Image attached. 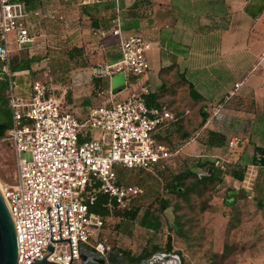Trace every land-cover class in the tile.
Masks as SVG:
<instances>
[{
    "label": "built area",
    "instance_id": "obj_1",
    "mask_svg": "<svg viewBox=\"0 0 264 264\" xmlns=\"http://www.w3.org/2000/svg\"><path fill=\"white\" fill-rule=\"evenodd\" d=\"M32 1L0 0V79L5 82L10 113L5 141L14 152L16 172L13 183L0 192L16 231L17 264L44 259L73 264L80 260L81 248L105 257L111 247L100 235L113 206L129 211L142 194L140 188L119 181L118 169L154 173L180 168L186 160L182 148L172 150L158 140L178 117L166 107L148 104L149 84L132 89V82L150 70L152 44L141 35L123 36L118 15L110 28L91 29L90 34L101 41L116 39L120 58L94 66L90 73L99 80L122 73L123 89L98 92L87 114L77 116L66 100L72 83L59 89L52 82L47 63L52 45L43 27L48 21L65 20L55 5L69 0H40L47 3V14L30 8ZM93 3L79 0L81 5ZM40 25L42 31L37 32ZM18 54L34 61L30 72H40L39 78L28 81L27 71L12 70V59ZM14 76L27 81L20 85ZM239 86L235 84V90ZM122 91L127 95L117 99ZM241 144L240 138H231L228 149ZM194 157L212 161L221 171L230 164L218 156ZM100 196L110 212L105 217L91 209Z\"/></svg>",
    "mask_w": 264,
    "mask_h": 264
},
{
    "label": "rangeland",
    "instance_id": "obj_2",
    "mask_svg": "<svg viewBox=\"0 0 264 264\" xmlns=\"http://www.w3.org/2000/svg\"><path fill=\"white\" fill-rule=\"evenodd\" d=\"M76 2V0L67 2L70 5L65 13L70 20L73 11L79 9L76 8ZM55 7L59 10L57 4ZM30 8L39 11V6L35 5L34 7V4H31ZM52 21L54 22L47 25L45 32L47 40L52 45L47 63L53 84L60 89L72 83V87L77 88L95 81L91 76L90 69L100 64H106L107 60L114 61L110 51L105 52L104 41L91 35V29L89 26L85 27L87 25L81 20L77 24L75 19L72 29L69 30L70 34L64 32L61 22ZM84 29L87 32L83 31ZM72 48H78L82 53L70 58L67 56V52ZM33 79V77L27 78L28 81ZM27 80L13 77V81L20 85H23ZM4 86L5 82L0 79V122L9 126L10 113L2 97ZM58 92L56 91V95ZM175 93L176 96L173 99H168L167 103H164L165 107L171 112L189 111L183 123V132L189 135L188 145L180 141L179 134L174 140L175 147L182 146L186 158L200 154L214 155L232 160L236 163L237 170H244L242 168L245 167L244 177L249 183L245 185L248 188L247 196L243 193L246 189L229 176L224 175L221 176L225 183L224 186L216 184L213 187H207L201 197H192L190 207H188L176 195L164 191L163 186L168 175L154 176L148 173L124 170L121 182L142 190V194L135 199L131 208L138 209L139 213L134 221L122 220L112 213L106 219L100 238L105 239L106 244L111 248L129 251L131 255L137 256L141 250H149L153 245L159 246L161 251H165L166 237L170 235L171 253L179 252L183 264H264V194L260 197V190L264 189V169L252 163L253 148L264 147V122L254 124L255 136L232 151H229L228 145H225L221 150H207L202 145L203 139L200 138L201 106L195 100L188 98L185 89L177 90ZM71 94V92L68 93V95ZM96 95L93 93L91 98L95 99ZM243 130V133L248 130L244 124ZM98 133L100 132L94 131V135ZM184 147H186L185 150ZM245 147H248L247 153ZM245 155L246 158H244ZM240 160L246 161V163L242 164ZM186 170H191L194 173L199 172L192 161H188L186 164L184 161L179 172ZM15 174L14 152L10 142L2 138L0 139V188L2 190L5 186L13 183ZM254 175L255 177H253ZM251 178L252 180H250ZM192 181L190 178L186 184H190ZM233 186L238 190H235ZM226 188L237 191L236 201L233 205L224 203ZM162 199L170 200V208L164 213L160 212V200ZM259 203L260 209L258 208ZM204 204L206 207H203ZM174 206L183 207V210L175 213L172 210ZM202 208H205L206 211L202 212ZM145 210H150L159 217L162 224L158 232H150L140 225L139 221ZM177 216H180L181 219L177 220ZM175 221H179V231L169 227ZM73 264H81V262L80 260L74 261Z\"/></svg>",
    "mask_w": 264,
    "mask_h": 264
},
{
    "label": "crops",
    "instance_id": "obj_3",
    "mask_svg": "<svg viewBox=\"0 0 264 264\" xmlns=\"http://www.w3.org/2000/svg\"><path fill=\"white\" fill-rule=\"evenodd\" d=\"M76 1L79 9L70 17H77L75 19L88 28L91 17L82 13L80 7L91 6L98 0H92L95 3L90 5ZM69 5L66 4L64 10L67 11ZM107 5L100 2L97 9L100 11ZM109 5L120 17L123 36L141 35L152 44L148 53L150 70L136 83L132 82V89L143 84L151 86V93L162 86L171 87L175 92L185 89L192 100L187 85L179 84L183 79L201 98L197 103L212 119L203 129L221 132L229 140L238 137L241 145L255 136L254 124L264 122V0H111ZM136 6L142 8L129 16L128 12ZM99 17L96 12L92 15L95 20ZM72 19H68V25L60 23L67 34L74 25L75 19ZM103 46L114 60H107V63L119 60L116 39L108 38ZM32 67L34 61L31 70ZM40 76V72L32 71L34 79ZM100 81L103 90L118 91L123 89L125 77L118 73ZM235 84H240L237 90ZM91 89L92 83H89L71 90L69 105L79 117L85 116L94 103ZM126 95L127 92L122 91L117 99ZM175 96L176 93L164 95L160 101L166 104ZM243 124L248 127L245 133ZM245 148L247 153L248 147ZM243 160L240 162L245 164ZM238 184L246 189V195L248 188L245 185L249 183L245 179V183Z\"/></svg>",
    "mask_w": 264,
    "mask_h": 264
},
{
    "label": "trees",
    "instance_id": "obj_4",
    "mask_svg": "<svg viewBox=\"0 0 264 264\" xmlns=\"http://www.w3.org/2000/svg\"><path fill=\"white\" fill-rule=\"evenodd\" d=\"M111 0H98L97 3L91 5V6H86V7H80L82 13L86 14L87 16L91 17L90 19V29H108L111 26V21L114 20L116 18V13L113 11V9L110 7L109 3ZM100 2H104L107 3L109 5V7L107 6H103L102 9L99 11L97 9V4H99ZM32 4H34L36 6H39V10L43 13V14H47L49 12V8L47 6V3L45 2H41L40 0H33ZM59 10H57V8L55 7V11L57 13H60L64 16L65 20L63 22H61L62 24H66L68 25V18L66 16L65 13V8L64 6L68 3H63V2H59L56 3ZM144 6V5H143ZM78 7V6H77ZM142 8V7H141ZM138 9V7L136 6V8H134L130 13L129 16H134V13L137 11H140V9ZM135 11V12H134ZM96 12L97 14H100V17L98 20L92 19V15L93 13ZM126 13V14H128ZM102 14V15H101ZM125 14V15H126ZM54 22V21H51ZM48 23L46 22L43 27H47ZM42 31V25H40L37 28V32H41ZM82 51L78 48H72L71 50H69L67 52V56L72 58L73 56H75L76 54H81ZM33 60L27 58L25 55L23 54H18V56H15L12 59V64L11 67H14L15 72H20V71H27L29 73V77H31V72H30V65L32 64ZM1 67V66H0ZM17 68H20L17 70ZM172 69V68H171ZM181 83H184L185 85H187L189 92H190V96H192V99L195 100L196 102L201 101V98L196 96L193 91H192V87L189 83H186L183 79H180L179 81ZM178 84V83H176ZM102 85H101V81L99 79H95V81L92 82V94L93 93H98V91H102ZM175 91L172 90L171 87H166V86H162V88H160L159 90H157L154 93H151L150 96L147 97L148 100V104L152 105V106H156V107H165L164 103L161 102L160 100L162 99V97L164 95H174ZM2 97L4 98L5 102H6V97H5V88L2 89ZM71 95H67L66 99H67V103L69 104V102L71 101ZM7 108V105H6ZM200 111H201V139H203V147L207 150H211L214 148H223L225 145H228L229 143V139L226 135H224L221 132H217V131H213L210 130L209 128H204L203 127L207 124L208 120L210 119V116L208 117V115L204 112V107H200ZM177 117L178 120L176 122H173L171 124V127L165 132L163 137H160L158 140L165 144L166 146L170 147L172 150H176V149H180L182 148V146H178L175 147V138L177 137V135L180 134V141L181 142H185L187 143V140H189V135L183 132V123L185 121V119L187 118L188 114L185 115L184 112H173ZM10 126V125H9ZM9 126L3 125L2 128L0 129V139H6L7 137V131L9 129ZM199 135V134H198ZM191 159V160H188ZM188 161H192L194 167L196 169L199 170V172H192L191 170H186L185 172H179L180 169L182 168V166L180 168H178L177 170L173 171V170H163V171H155L154 173H149V172H145V171H141V170H137V172H141V173H148V174H152L154 176H164V175H168L166 178V182L163 186V189L166 193L169 194H173L176 195L179 199H181L183 201V203L186 204V206L190 207V201L192 199V197H201L203 195V193L207 190V187L211 186L213 187L214 185H220V186H224L225 183L223 181V179L221 178V176L227 175L229 176L233 181L239 182V183H243L245 181V167L242 168L244 170H237L236 167V163L233 162L232 160H230V164L227 165V169L226 171H221L219 168L215 167V165L213 164L212 161L209 160H201V159H197L195 157L192 158H186L185 160V164ZM252 163L253 165L264 169V147H254V154H253V158H252ZM197 170V171H198ZM130 171H136V170H130ZM124 172V169H118V179L121 182V175ZM192 179L193 181L190 184H186V181L189 179ZM122 183V182H121ZM260 197H262V195L264 194V189L260 190ZM225 199H224V203L225 205H233L236 201L235 198V193L236 191L232 188H226L225 190ZM245 193V192H243ZM261 200V199H260ZM106 202L105 197L100 196L97 200V202L95 203V205L91 208L92 211L99 213L100 215H102L103 217L110 215V212L108 210L107 207H103L102 204H104ZM259 202V201H257ZM160 212L164 213L168 208H170V200L169 199H162L160 200ZM258 208L260 209V203L258 204ZM203 207H206V205L204 204ZM173 212L177 213L179 211L183 210V207L180 206H174L172 207ZM206 211L205 208H202V212ZM114 213L116 216L120 217L122 220H126V221H134L137 218V215L139 213L138 209H131L129 211H124V210H118L116 208V206L114 205L111 211V214ZM177 215V214H176ZM177 220L181 219L180 216H177L176 218ZM140 225L150 231V232H158L161 229V221L159 219L158 216H156L155 214H153L150 210H145L141 216L140 219ZM170 229L175 230V231H179L180 230V225H179V221H175L173 225L169 226ZM171 236L167 235L166 237V242H165V251L167 253H171L172 252V245H171ZM112 251L119 253L124 259L128 260L129 263L132 264H136L138 262H140L141 259L143 258H147L151 253L153 252H159L161 251L159 246L153 245L150 247L149 250H144L140 256H133L131 255V252L129 251H123L120 249H116V248H111ZM180 257V253L177 252L175 253Z\"/></svg>",
    "mask_w": 264,
    "mask_h": 264
},
{
    "label": "water",
    "instance_id": "obj_5",
    "mask_svg": "<svg viewBox=\"0 0 264 264\" xmlns=\"http://www.w3.org/2000/svg\"><path fill=\"white\" fill-rule=\"evenodd\" d=\"M120 91V90H118ZM114 91V92H118ZM52 253L53 249L48 248ZM116 258H119L118 254L113 252L107 254L105 257H101L98 254L88 253L85 248L80 249L79 259L81 262H90L93 264H115ZM171 257H166V260H170ZM18 259V243L14 224L7 208V205L0 192V264H17ZM177 262L179 259L176 258ZM32 264H56L48 262L47 260L35 261ZM72 264V263H70Z\"/></svg>",
    "mask_w": 264,
    "mask_h": 264
},
{
    "label": "flooded vegetation",
    "instance_id": "obj_6",
    "mask_svg": "<svg viewBox=\"0 0 264 264\" xmlns=\"http://www.w3.org/2000/svg\"><path fill=\"white\" fill-rule=\"evenodd\" d=\"M0 97H1V95H0ZM3 125L4 124H2L0 122V129L2 128ZM143 251L144 250H141V252L139 253V255H137V257L140 256L142 253H144ZM111 252L119 255V258L114 259L115 260V264H132V263H129L128 260L124 259L119 253H116V252H114L112 250L109 253H111ZM88 253L97 254L94 251H88ZM166 257H171V258H170V260H166ZM176 258L179 259V262H177ZM81 264H93V263H90V262L83 263V262H81ZM136 264H183V261L175 253H167L166 251H159V252L157 251V252L151 253L147 258L141 259L140 262H138Z\"/></svg>",
    "mask_w": 264,
    "mask_h": 264
},
{
    "label": "bare ground",
    "instance_id": "obj_7",
    "mask_svg": "<svg viewBox=\"0 0 264 264\" xmlns=\"http://www.w3.org/2000/svg\"><path fill=\"white\" fill-rule=\"evenodd\" d=\"M0 191H2V188H0Z\"/></svg>",
    "mask_w": 264,
    "mask_h": 264
}]
</instances>
